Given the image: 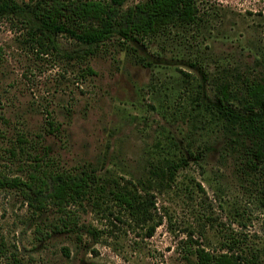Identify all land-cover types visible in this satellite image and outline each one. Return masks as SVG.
<instances>
[{
	"label": "rangeland",
	"instance_id": "obj_1",
	"mask_svg": "<svg viewBox=\"0 0 264 264\" xmlns=\"http://www.w3.org/2000/svg\"><path fill=\"white\" fill-rule=\"evenodd\" d=\"M196 1L195 24L128 43L143 57L140 63L116 38L99 45L86 59L94 73L82 71L85 62L74 57L81 45L73 39L57 34V52L36 54L0 18L1 171L22 174L28 162L7 151L10 144L18 149L17 134L36 148L48 143L59 165H92L98 173L125 179L145 173L166 153L195 152L168 185L152 190L161 221L150 236L109 202V213L86 204L70 208L77 224L102 230L96 238L66 228L43 237L35 225L47 230L45 222L55 221L56 213L47 210L41 222L17 191L0 188V236L22 262L194 264L192 255L183 254L187 235L212 251L234 239L237 247L247 242L264 252V206L257 192L241 187L233 159L221 156V133L203 117L204 105L217 102L209 80L216 69L251 72L259 68L254 59L264 63V0ZM47 111L59 130L44 135ZM202 144L207 149L197 154ZM256 167L251 175L260 179L264 162ZM5 259L0 256V262Z\"/></svg>",
	"mask_w": 264,
	"mask_h": 264
},
{
	"label": "trees",
	"instance_id": "obj_2",
	"mask_svg": "<svg viewBox=\"0 0 264 264\" xmlns=\"http://www.w3.org/2000/svg\"><path fill=\"white\" fill-rule=\"evenodd\" d=\"M123 2L0 0V18H6L17 30L18 41L36 54L57 52V34L73 39L81 45L74 57L85 62L81 69L90 73L94 71L86 59L105 41L116 38L122 48L133 53L136 62L140 63L143 57L136 55L128 43H142L144 39L166 33L171 27L193 25L198 19L196 0H136L124 7ZM253 61L259 66L256 71L220 67L210 75L217 102L204 105L203 117L216 124L221 133L225 148L221 156L229 155L233 159L230 163L241 187L257 192L264 206V176L259 179L251 175L258 162H264V63L260 59ZM142 65L147 63L143 61ZM226 101L229 104H224ZM232 101L238 106L230 104ZM46 114L49 118H46L43 134H54L59 130V123L52 119L49 111ZM15 141L18 149L10 144L7 147L9 156L23 154L28 162L20 167L22 174L11 175L0 170V188L17 191L38 219L47 210L56 213L55 221L44 218L48 221L45 222L48 231L35 225V231L43 237L66 228L68 231H84L96 238L102 230L90 223L77 224L76 213L70 208L86 204L92 211L106 213L109 202L124 211L135 224L144 225L145 236H150L161 221V217L154 213L152 190L156 186L168 185L178 169L187 164L188 157L195 153L189 149L187 153H166L150 163L145 173L134 179H125L98 173L92 165L71 168L59 165L50 155L48 143L36 148L25 135L17 134ZM204 149L207 147L202 144L199 152L195 151L198 154ZM40 220L44 222L42 218ZM75 237L80 240L79 233ZM183 242V254L185 257L192 255L194 264H264V252L251 243H241L237 247L233 239L221 243L220 250L212 251L193 244L190 235ZM0 256L6 257L0 264H27L14 251L7 249L1 236Z\"/></svg>",
	"mask_w": 264,
	"mask_h": 264
}]
</instances>
